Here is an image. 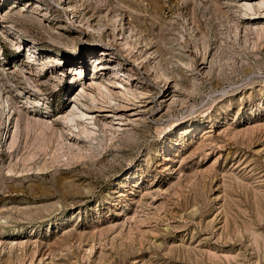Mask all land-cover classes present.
<instances>
[{"label":"rangeland","instance_id":"374dc122","mask_svg":"<svg viewBox=\"0 0 264 264\" xmlns=\"http://www.w3.org/2000/svg\"><path fill=\"white\" fill-rule=\"evenodd\" d=\"M259 1L0 0V264H264Z\"/></svg>","mask_w":264,"mask_h":264},{"label":"bare ground","instance_id":"6f19581e","mask_svg":"<svg viewBox=\"0 0 264 264\" xmlns=\"http://www.w3.org/2000/svg\"><path fill=\"white\" fill-rule=\"evenodd\" d=\"M259 5H264V0L263 1H259V3H258ZM251 5V4H250ZM13 6H15L14 4H13ZM252 6V5H251ZM261 6H259V7H261ZM249 7V6H248ZM248 9H252V7L251 8H248ZM262 15L264 16V12L262 13ZM256 18V14H254L253 13V15L252 16H249L248 18ZM108 51V50H107ZM102 54H107V53H105V52H103ZM50 60V59H49ZM51 61H55V62H57V63H61L62 61H61V57H51ZM99 64H100V62H99ZM102 67V66H101ZM103 68H104V66H103ZM108 68V67H107ZM78 67H75V68H73V70H74V72H75V74H77L79 71H78ZM121 71V70H120ZM43 76H45V75H43ZM117 79H120V78H118V77H116ZM122 81H124V89H125V84H128V80L126 79V78H123V79H121ZM120 80V81H121ZM123 83V82H122ZM116 86H118V88H121V86H123V85H116ZM96 87H97V84H96ZM98 87H99V89H100V92H103V93H106V95L110 98V100L112 99H115V97L112 95V94H110L109 93V88L108 87H106V86H104V84L102 85L101 83L98 85ZM101 89H103V90H101ZM83 91V90H82ZM126 91V90H125ZM83 92H85V91H83ZM122 92V91H121ZM84 94H86V92L85 93H83L81 96H83ZM92 95V94H91ZM90 95V96H91ZM121 96V98L123 99V102H125L126 104H119V106H117L115 109L116 110H131V108H130V105H135V102H132V101H135L134 99H132V98H128V97H126L125 96V93L124 92H122L121 94H120ZM94 96V95H93ZM131 96V95H130ZM80 97V96H79ZM83 97H85V96H83ZM88 98V97H87ZM91 99H92V102L94 103V106L91 108V106L90 107H88L87 109H88V111H93V110H97V111H106V109L105 108H103V106H96L97 105V100H96V98H94V97H92L91 96ZM81 100V99H80ZM81 102V101H80ZM83 103V102H82ZM96 103V104H95ZM82 105H84L85 106V104H82ZM113 107V106H112ZM78 108V107H77ZM69 117H71L70 119H68L69 121H71V122H73V121H77L78 120V118H79V120H83L84 118L85 119H89V120H93V116H90L88 113H86V112H83V110L82 111H80L79 110V112L77 111V109H73L72 111H71V113H70V116ZM68 118V117H67ZM48 127V126H47ZM86 131V130H85ZM89 132V131H88ZM86 133V132H85ZM94 133V132H93ZM91 134V133H90ZM88 136V135H87ZM119 197V196H118ZM116 203V202H115Z\"/></svg>","mask_w":264,"mask_h":264}]
</instances>
